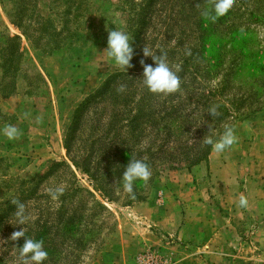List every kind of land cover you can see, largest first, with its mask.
I'll list each match as a JSON object with an SVG mask.
<instances>
[{"label": "rangeland", "instance_id": "rangeland-1", "mask_svg": "<svg viewBox=\"0 0 264 264\" xmlns=\"http://www.w3.org/2000/svg\"><path fill=\"white\" fill-rule=\"evenodd\" d=\"M140 2L83 0L79 9L80 0H0V219L4 223L0 230V254L6 258L13 256L12 264L16 252L14 246L22 239H10L13 232L22 227L15 226L16 207L13 205V211L4 214L13 200L23 203L26 214L32 218L24 225L27 236L36 238L37 226L47 222L48 242L44 246H47L49 258L46 264H122L125 257L119 252L126 245L125 230L129 224L137 222L128 210L153 196L160 200L162 190L158 192L159 187L169 190L172 198L191 202L198 200V206L203 209L195 211L196 219L228 217L235 213L233 208L240 204L241 197L248 200L251 191L247 189L248 181L240 183L239 180L235 187L230 185L233 189L225 194L220 186V177L208 167L212 148L198 165L190 161L178 163L175 159L188 155L191 160L197 154L201 155L205 147L203 136L210 127L219 137L225 126L236 128L250 122L253 131L250 141L256 140L255 153L261 156L259 160H264V70L254 71L251 67L237 69L234 86L226 99L240 100L243 96L248 100L246 103L237 102L234 107L226 106L228 118L225 120L220 122L217 116L213 118L208 114L207 108L211 104L195 110L194 100L192 103L188 101L180 108L182 116L178 122L174 121L165 134L148 127L142 134L131 135L127 127L119 126L122 107L114 95H106L102 101L91 99L109 76L121 73L103 53L107 47L108 30L127 32V12L133 9L131 4L139 5ZM192 2L160 0L154 10L153 22L147 28V46L160 31L170 30L167 46L176 48L172 62L177 65L182 51L201 48L199 33L206 36V47L212 41L216 44L222 41V27L210 35L198 31V20L190 19ZM202 2L197 0L193 5L200 14L209 7ZM44 22L51 24V30L42 34L40 29L41 24L46 27ZM206 24L202 26L207 28ZM251 30L258 38L255 48L261 53L264 49V24L252 26ZM228 40L226 38L224 42ZM249 62L251 60L246 59L244 65ZM221 79L220 74L210 86H215ZM4 95H9L5 96L6 102L2 99ZM84 102H88V107L81 117L70 154H67L65 136L75 110ZM117 113L120 116L115 118ZM9 125L21 133L11 141L3 132ZM114 133L116 136L119 133L125 135L129 147H120L121 141L113 139ZM243 144L247 145V142ZM241 149L248 152L251 146H240ZM122 151L124 158L120 156ZM114 155L117 159L111 161ZM133 158L145 160L152 175L147 182H136L134 196H130L123 190L120 178L124 166ZM59 163L65 166H54ZM82 165L91 174L99 170L102 178L110 172L102 183L109 195L95 190L96 184L79 168ZM55 185L62 186L63 192L53 200L48 189ZM76 188L81 192L74 195ZM88 193L104 208L94 218L91 215L95 211L91 209L95 204ZM233 200L236 203L231 204ZM72 211H75L78 221L67 226L65 223L73 215ZM64 227H73L69 235L72 243L64 241L67 238L64 237ZM258 228V222L251 223L248 228L243 227L241 233L231 238L234 245L225 256L207 254L208 249L202 246L201 241L194 240L186 242L187 252L192 259H198V264H264V246L261 245L262 236L257 234ZM82 234L85 236L84 244L73 243V240L79 242ZM51 240L55 243L52 244ZM176 245L183 246L176 241L170 246ZM68 251L72 256H65ZM132 259L134 264L177 262L173 260L174 254L164 255L155 249L138 253Z\"/></svg>", "mask_w": 264, "mask_h": 264}, {"label": "trees", "instance_id": "trees-1", "mask_svg": "<svg viewBox=\"0 0 264 264\" xmlns=\"http://www.w3.org/2000/svg\"><path fill=\"white\" fill-rule=\"evenodd\" d=\"M82 1L83 0H80L79 9L82 8ZM159 1L160 0H141L139 5L131 4L133 9L128 10L129 12H127V26L129 27L127 32L133 39L134 56L131 61L132 67L127 70V73L121 72L109 76L98 92L94 93V97H91L93 101L98 99H100L98 101H102L106 95H114L115 99L120 101L118 102L119 106L121 105L122 107V116L119 120V126L122 124L124 129L127 127L128 132L131 133V135L134 133L135 135L142 134L148 127L152 129L155 128V130L164 134L168 133L171 129V124H174V121L177 123L179 117L182 116L180 108L188 101L192 103L193 100L196 104L195 110L202 108L205 106V104H211L210 108L216 107L217 114L214 117L217 116L218 121L221 122L228 118L226 106L234 107L237 102L246 103V100H248L243 96L239 98L240 100L226 99L230 95V90L234 86V76L237 69L241 70L251 67L254 71L264 70V49L261 51V53L257 51L255 44H258V38L254 35V31L251 30L252 26L264 24V0H234L233 6L228 11V13L217 18L215 22L209 21L203 17L197 11L198 8H196V6L194 9L193 5L194 2H197V0H193L190 5V11L192 12V18L190 19L198 20V31L205 33V35L207 33L210 35V32L216 30L218 27H222V41H220L219 44H216L214 41H212L208 44L209 46L206 47L205 43H207V38L206 36H203V34L199 33L200 38H198V40L201 41V48L196 49L193 47L189 51H182V56L177 61L181 69L178 73L181 79V87L179 91L168 96L150 93L143 87L140 80L143 71L140 61L144 60L146 64H153L151 57H145L143 55L144 47L151 49L153 52H166L171 64L177 65L172 62L176 57V48H169V46H167L169 45L167 44V40L169 39L168 36L170 31L168 28H166L164 31H160L154 38L152 44L147 46V38L149 37L147 28H149L150 24L153 22L155 14L154 10ZM214 2L215 0H203L202 3L210 6ZM19 15H22V12H20ZM37 20L41 21V23L43 22L42 18H38ZM206 22L207 28H204L202 24ZM44 23L47 28L41 24L40 33L42 34L51 30V24L48 22ZM208 27L211 28L210 31H208ZM52 29L54 28L52 27ZM53 33L55 32L53 31ZM226 38L229 40L225 43L224 39ZM204 39L206 41H204ZM156 43L157 46H155ZM11 47L13 46L11 45ZM177 47L179 48V46ZM246 59L251 60L248 65H244ZM226 62H228V64L227 67L224 68V66H226ZM220 74L222 75V79L215 86H210V83ZM5 96L9 95H4V97ZM88 100H90V98ZM81 104L78 106L79 108L77 107L75 110L73 120L69 125L68 132L65 136L64 148L67 151V154H70L71 145L73 144L77 128L80 125L81 117L85 109L88 107V102L82 105ZM210 108H207V110ZM236 111H238V108ZM119 116L120 114L117 113L115 118H118ZM113 139L121 141L120 147H129V145H127L129 141L126 139L125 135L119 133V135L116 136L114 133ZM210 150L211 146H205L201 155L199 153L191 158V160H189L188 155L184 156L183 158L179 157L178 159H175V162L187 163L190 161L193 165H198L200 162L206 159V156L209 155ZM123 151L120 153L122 158H124L122 155ZM87 158H89V160L91 159L89 156ZM115 159H117L116 155L112 157L111 161ZM84 162L85 160L83 161V165ZM87 163L90 164L91 160L90 163ZM83 165L79 168H81L84 174L89 175L91 181L96 184V186H94L95 190L108 194L107 187L103 186L102 183L109 177L110 172H108V175L105 178H102L103 174H100L99 170H94L93 174H91L89 169L83 167ZM54 166L63 167L65 165L63 163H59L54 164ZM74 192L75 193L73 194L75 195L81 192V189L76 188ZM88 196L92 198L95 204L91 209L92 211H95V213L91 215V217L94 218L95 215L101 214L104 208L101 204H99V202L94 201L91 194L88 193ZM64 197L65 196H62V198ZM9 202L10 201H8V203ZM13 205V203H9L4 214L11 213L14 207H16L15 205L13 207ZM84 207L85 205L83 204L82 208ZM74 212L75 211L71 212L73 215L68 218L67 222L65 223L67 226L72 225L75 220L78 219ZM82 215L84 218V214ZM6 218L8 219V216H6ZM3 226L4 223L0 219V230L3 228ZM81 226L82 222L78 224L77 229H79L78 227ZM37 227V230H42V232L38 231V236L35 239L43 240L44 245H46L48 242L46 234L47 222L43 221V223ZM63 231L64 237H67L64 241H68V244L72 243L69 235H71L73 227H64ZM56 236L57 235H55V238ZM83 239H85V236L82 234L80 236L79 242L78 240H73V243L83 245ZM52 241L53 240H51V243L54 244L55 242ZM23 242L24 239L22 238L17 246L16 244L15 246H21ZM70 253L71 251H68L65 256H69ZM70 256L72 255L70 254ZM12 263L13 256L6 258V256L3 254H0V264Z\"/></svg>", "mask_w": 264, "mask_h": 264}, {"label": "crops", "instance_id": "crops-1", "mask_svg": "<svg viewBox=\"0 0 264 264\" xmlns=\"http://www.w3.org/2000/svg\"><path fill=\"white\" fill-rule=\"evenodd\" d=\"M2 99L3 102L7 101L5 97ZM9 99L11 98L8 97ZM235 129L238 142L233 146L234 148L231 147V150L228 149L222 154L212 151L209 155L208 167L220 177V186L226 195L233 186L238 185L239 180L240 183L242 180L248 181L247 189L251 191L246 205L236 206L235 204L233 208L235 213L228 217L223 215L215 220L196 219L195 217L198 218V216L195 215L197 213L195 211L203 209L198 206V200L191 202L172 198L169 190L159 187L158 192L162 190L160 200L153 196L128 210L130 216L137 222L129 224L125 230L126 245L119 252L125 257L122 264H134L133 256L135 257L138 253H147L150 249H155L164 255L174 254L173 260L177 261L175 264H198V259H192L190 257L192 255L187 252L188 240L201 241L202 246L208 249L209 255L225 256L234 245L231 238L241 233L243 227L248 228L255 222L259 223L257 234L262 236L261 245L264 246V160H259V158L262 159L261 156L255 153L256 140L254 139L253 143L250 141V135L253 133L251 123L241 124ZM244 141L247 145L243 144ZM249 141L251 143H248ZM240 146H251V149L247 152L245 149L240 150ZM232 203H236V200ZM170 240L172 242L169 243ZM174 241L182 243L184 247L178 245L171 247ZM177 254L183 256L179 259L178 256L176 257Z\"/></svg>", "mask_w": 264, "mask_h": 264}, {"label": "clouds", "instance_id": "clouds-1", "mask_svg": "<svg viewBox=\"0 0 264 264\" xmlns=\"http://www.w3.org/2000/svg\"><path fill=\"white\" fill-rule=\"evenodd\" d=\"M234 0H215V2L201 11V15L207 20L215 22L219 17L224 16L232 8ZM108 60L119 71L127 73L132 67L131 61L134 56L133 39L124 30L111 29L108 30L107 47L103 51ZM143 55L151 57L153 64H146L144 60L140 61L142 65V77L140 78L142 85L150 93L168 96L179 91L181 87V79L178 75L180 72L179 65L170 63L167 53L164 51L153 52L151 49L144 47ZM208 114L214 117L217 114L216 107L208 110ZM4 135L8 140L16 139L21 133L12 125L7 126ZM238 142V136L234 126H225L223 132L217 137V134L210 127V130L203 136V144L211 146L212 151L216 154H222L226 150L233 147ZM152 175L150 166L143 159H129L121 174V185L123 190L130 196H134V187L136 182H147ZM63 187L55 185L48 189V194L55 200L62 194ZM16 206L14 213L15 226H22L20 230L13 232L10 239L18 241L24 239L21 246L15 247L14 264H46L49 253L45 249L44 241L31 238L26 235L24 225L31 221V217L26 214L25 205L19 200H13ZM240 205L245 206L246 200L241 197Z\"/></svg>", "mask_w": 264, "mask_h": 264}]
</instances>
